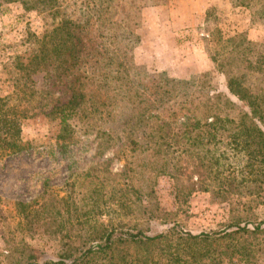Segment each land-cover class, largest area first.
I'll list each match as a JSON object with an SVG mask.
<instances>
[{"label":"trees","instance_id":"trees-1","mask_svg":"<svg viewBox=\"0 0 264 264\" xmlns=\"http://www.w3.org/2000/svg\"><path fill=\"white\" fill-rule=\"evenodd\" d=\"M158 1L0 0V5L14 3L36 11L43 21L38 34L25 35L23 49L5 55L0 63L7 74V92L0 93V157L25 149L20 121L38 94L32 75L43 72L68 90L64 102L46 111L57 119L58 151L64 152L76 129H83L97 137V156L115 147L113 157L123 158L117 172L109 171L102 160L82 173L86 197L94 199L106 185L117 184L128 194V202L118 204L122 214L107 224L91 222L87 210L80 212L78 224L63 219V198L43 199L35 207L17 202L20 220L31 233L42 227L46 234L51 226L50 233L64 231L57 260L38 263L31 250L22 247L18 264L264 261V40L251 41L244 32H210L205 51L234 99L209 91L206 72L181 79L164 72L148 74L143 84L137 80L140 72L132 55L140 41L136 28L141 8ZM234 3L264 15V0ZM137 173L141 180L135 183ZM157 174L173 182L174 210H163L156 200ZM196 191L225 203L228 221L196 233L172 222L149 233L151 220L167 221L185 212ZM49 216L61 218L45 222Z\"/></svg>","mask_w":264,"mask_h":264},{"label":"rangeland","instance_id":"rangeland-1","mask_svg":"<svg viewBox=\"0 0 264 264\" xmlns=\"http://www.w3.org/2000/svg\"><path fill=\"white\" fill-rule=\"evenodd\" d=\"M234 2L160 0L155 5L142 7L136 28L140 41L132 53L140 72L137 80L144 84V76L159 72L177 79L206 72L209 91L234 99L227 92L223 75L213 68L205 51L210 32L219 30L222 36L244 32L251 41L264 40V15L252 14L250 8ZM42 22L36 11H24L14 3L0 5V63L6 61L5 55L23 49L25 35L28 32L38 34ZM32 78L38 94L36 92L35 100L20 121L25 149L0 157V264H18V251L22 247L31 250L38 263L45 259L57 260L59 235L64 231L50 233L54 230L51 226L46 229V234L42 233V227L37 233H31L27 224L20 220L17 202L35 207L43 199L63 198L65 201L59 207L63 219L75 223L81 219L80 212L87 210L92 216L91 222L106 224L122 214L118 204L128 202V194L122 190L121 184L106 185L102 195H94V199L86 197L82 173L102 160L107 161L109 171L117 172L123 158L113 157L115 147L97 156V137L93 131L83 129H76L75 139L64 152H59L54 137L58 129L57 119L46 111L51 104L64 102L68 90L64 83L53 82L43 72L34 73ZM2 80H7V74L0 70V93L4 94L7 81L1 83ZM101 126L106 127V124ZM119 144V141L115 142L116 147ZM134 176L133 181L140 182L141 173ZM156 182L154 191L160 207L174 210L172 180L166 174H157ZM229 214L225 203L212 200L206 192L196 191L189 197L185 212L173 215L167 221L151 220L149 233L161 231L172 222L192 233L216 229L228 221ZM61 216H49L51 219L45 222L58 221ZM258 264H264V261Z\"/></svg>","mask_w":264,"mask_h":264}]
</instances>
